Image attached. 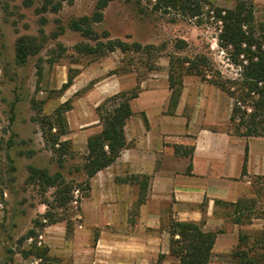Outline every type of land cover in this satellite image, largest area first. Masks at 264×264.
Instances as JSON below:
<instances>
[{
  "label": "rangeland",
  "instance_id": "1",
  "mask_svg": "<svg viewBox=\"0 0 264 264\" xmlns=\"http://www.w3.org/2000/svg\"><path fill=\"white\" fill-rule=\"evenodd\" d=\"M42 1L0 0V264H93L95 260L101 264L98 260L102 258L96 257L93 249L101 231L119 227V219L117 214L110 219L105 215L108 208H113L105 200V184H100L105 181V170L95 173L86 185L81 169L86 139L101 129L95 107L106 96L138 85L139 92L153 90L159 96L157 100L167 92L165 112L173 116L186 85L197 88V99L187 90L186 100L198 102L184 107L185 117L201 118L206 106L212 108L214 116H224L226 96L195 75L183 77L177 102L171 104L167 66L170 54L204 52L219 68H223L225 59L215 44L214 24L197 25L193 19L151 11L145 0L140 5L135 0H110L102 10V19L91 26L100 41L120 39L151 44L153 48L80 52L75 48L77 43L94 45L95 41L70 29L68 22L91 15L96 0H63L56 12L40 11ZM213 1L224 7L234 4V0ZM256 19L263 20L260 15ZM180 39L187 46L176 50V40ZM20 40L27 50L23 62L16 57ZM68 73L74 74L72 83L61 90ZM62 104L64 133L59 140L68 142V151L58 157L51 139L60 130L54 120L55 109ZM131 116H135L133 111ZM130 143L127 141L126 147ZM28 166L46 169L50 175L60 173L65 185L70 186L66 204L57 206L55 188L45 187L37 176L30 178ZM125 176L129 174L117 177ZM251 181L253 198L264 207V177L256 175ZM132 192L137 200V188L132 186ZM136 200L125 208V231L137 230ZM46 211L61 219L49 223L44 217ZM251 224H242L245 227L239 231L260 229L257 220ZM234 248L211 254L210 264H236ZM43 249L45 257L35 255ZM154 259L156 264L178 262L169 250L152 255Z\"/></svg>",
  "mask_w": 264,
  "mask_h": 264
},
{
  "label": "crops",
  "instance_id": "2",
  "mask_svg": "<svg viewBox=\"0 0 264 264\" xmlns=\"http://www.w3.org/2000/svg\"><path fill=\"white\" fill-rule=\"evenodd\" d=\"M251 1L255 20L260 15L264 21V0ZM187 90L197 99V88L185 85L173 116L165 112L167 92L157 100L159 96L153 90L141 91L130 101L135 116L127 119L124 130L126 141L132 143L100 170H105V181L100 182L107 189L105 200L113 206L105 215L109 218L117 214L119 219V227L101 231L93 249L95 256L102 258L98 260L101 264H156L152 255L167 254L169 250L171 217L196 223L202 220L204 230L222 227L215 237L212 255L227 253L238 242L239 230L245 226L232 221V208L225 203L255 195L251 180L256 175L264 177V141L260 136H240L227 130L230 100L225 94L224 116H214L212 108L206 106L204 116L188 119L184 107L198 101H187ZM189 148L191 154H184ZM126 174L149 177L135 231L123 227L125 208L136 200L132 186L138 195L137 183L116 180ZM254 220L261 228V220Z\"/></svg>",
  "mask_w": 264,
  "mask_h": 264
},
{
  "label": "trees",
  "instance_id": "3",
  "mask_svg": "<svg viewBox=\"0 0 264 264\" xmlns=\"http://www.w3.org/2000/svg\"><path fill=\"white\" fill-rule=\"evenodd\" d=\"M63 0H43L40 11L56 12ZM110 0H96L91 15L72 18L68 22L70 29L78 31L82 36L95 41L94 45L77 43L75 48L84 53H104L119 49L122 52L130 50H148L151 44L142 45L139 42L127 43L120 39L98 40L91 24L103 17V8ZM137 5L140 1L135 0ZM150 4L151 11L173 14L193 19L197 25L214 24L216 30L215 44L220 49L225 63L223 68L215 66L204 52L193 55L170 54L167 66V84L171 90L169 102L175 104L180 92V84L185 75H195L208 84L222 91L230 100L229 123L227 130L240 136H260L264 141V21H256L254 5L251 0H234L230 7L219 6L213 0H145ZM140 12L142 6H138ZM45 21V18H42ZM55 36V33H54ZM106 37V35H105ZM24 41L17 42L16 57L18 62L25 60L27 50L23 49ZM187 42L176 40V50L184 49ZM38 47L35 51H37ZM74 74H67L61 90L72 83ZM139 87L135 85L128 90H119L106 96L96 107L95 112L101 129L86 139L85 153L81 169L85 174V184L88 179L101 169L112 164L127 146L124 126L132 115L130 101L138 95ZM64 105L55 109L54 124L60 129L51 139L52 149L60 155L68 151V142L59 140L64 133L62 116ZM50 128L52 127L49 125ZM57 145V148H54ZM178 150V148H176ZM192 148L184 154H191ZM60 159V158H59ZM244 168V165H243ZM29 177H38L45 187H54V202L57 206L66 204L69 199V185H65L60 173L49 174L46 169L28 166ZM147 175L130 174L118 181H129L138 184L137 205L145 197L148 183ZM256 199L241 198L235 202H226L232 208V221L237 224H249L253 219L261 220V228L252 232L238 233V242L233 252L236 264H264V207L256 204ZM48 205V204H46ZM49 223L61 218L46 211ZM202 220L199 223L179 221L170 218L169 253L178 260L177 264H208L211 249L218 230H204ZM67 225V230L69 229ZM31 233V232H30ZM27 253V252H25ZM31 253V252H30ZM38 257H45L46 249L35 252Z\"/></svg>",
  "mask_w": 264,
  "mask_h": 264
}]
</instances>
